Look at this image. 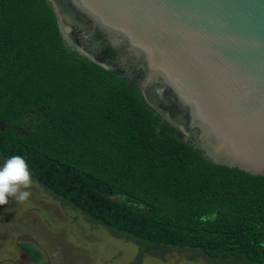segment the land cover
I'll return each instance as SVG.
<instances>
[{
	"label": "trees",
	"instance_id": "16d2710c",
	"mask_svg": "<svg viewBox=\"0 0 264 264\" xmlns=\"http://www.w3.org/2000/svg\"><path fill=\"white\" fill-rule=\"evenodd\" d=\"M94 35L103 61L64 41L47 0H0V166L25 157L54 198L137 242L131 264L150 246L264 264V175L206 159L147 104L126 56Z\"/></svg>",
	"mask_w": 264,
	"mask_h": 264
},
{
	"label": "water",
	"instance_id": "95a60500",
	"mask_svg": "<svg viewBox=\"0 0 264 264\" xmlns=\"http://www.w3.org/2000/svg\"><path fill=\"white\" fill-rule=\"evenodd\" d=\"M66 43L82 25L125 43L147 104L211 162L264 175V0H47ZM169 91L151 99L144 84Z\"/></svg>",
	"mask_w": 264,
	"mask_h": 264
},
{
	"label": "rangeland",
	"instance_id": "374dc122",
	"mask_svg": "<svg viewBox=\"0 0 264 264\" xmlns=\"http://www.w3.org/2000/svg\"><path fill=\"white\" fill-rule=\"evenodd\" d=\"M98 60L103 57L89 50ZM28 201L17 204L12 197L0 206V264H131L140 246L113 234L81 212L54 198L33 181ZM22 243L42 253L33 261ZM140 264H241L235 259H212L190 248L145 247Z\"/></svg>",
	"mask_w": 264,
	"mask_h": 264
},
{
	"label": "clouds",
	"instance_id": "9594fccd",
	"mask_svg": "<svg viewBox=\"0 0 264 264\" xmlns=\"http://www.w3.org/2000/svg\"><path fill=\"white\" fill-rule=\"evenodd\" d=\"M32 185V171L25 157L11 156L0 166V206L7 205L10 197L17 204L28 201Z\"/></svg>",
	"mask_w": 264,
	"mask_h": 264
},
{
	"label": "flooded vegetation",
	"instance_id": "af4514ba",
	"mask_svg": "<svg viewBox=\"0 0 264 264\" xmlns=\"http://www.w3.org/2000/svg\"><path fill=\"white\" fill-rule=\"evenodd\" d=\"M76 30H77V33L79 34V36H82V38L84 39V43L89 46L91 51L96 52L98 55L102 56L100 54V52L98 51L97 46L91 42V40L92 41L93 40L98 41L97 38H95L94 34L95 33H101V32H99L97 30H95V31L90 30L87 27H84L83 25H82V27L78 26ZM107 40L110 42V44L113 47H115V48H117V50H119V52H120L119 56H123V55L126 56L128 62L130 64V70L133 73L134 77L138 78L140 75H142L141 81L138 83V86H139V84L144 83V81L147 79L146 74L143 71L142 67L138 66L135 63L136 57L131 52H129L125 43L120 42L119 44L113 45L109 39H107ZM143 91H146L147 95L151 99L156 100L158 97L159 91H169V90L166 89V87L164 86L162 79L160 77H156L154 80H149V81H147V83L144 84V90Z\"/></svg>",
	"mask_w": 264,
	"mask_h": 264
}]
</instances>
